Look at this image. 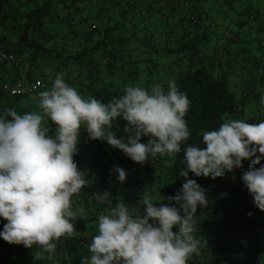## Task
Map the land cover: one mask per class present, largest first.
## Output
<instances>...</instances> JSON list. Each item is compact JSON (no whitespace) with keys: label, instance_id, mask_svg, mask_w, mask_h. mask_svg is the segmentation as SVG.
Returning a JSON list of instances; mask_svg holds the SVG:
<instances>
[{"label":"clouds","instance_id":"1","mask_svg":"<svg viewBox=\"0 0 264 264\" xmlns=\"http://www.w3.org/2000/svg\"><path fill=\"white\" fill-rule=\"evenodd\" d=\"M259 103L264 106V94ZM190 104L175 81L167 82V91L160 83L150 89L129 85L105 103L83 97L57 73L51 87L39 92L38 110L5 109L0 114V220L5 221L0 239L33 249L34 260L54 261L58 246L75 237L85 209L75 207L73 197L90 185L88 172L75 160L82 130L89 141L105 142L140 165L182 153L178 176L184 183L173 196L140 193L135 211L122 193H93L105 211L97 216L90 255L80 264H188L202 245L195 234L197 211L210 203L195 178H223L245 161L240 180L254 206L264 211V119L227 120L203 131L199 144L189 143ZM117 121L123 122L119 135L112 130ZM110 172L118 186L125 183L124 168L113 166Z\"/></svg>","mask_w":264,"mask_h":264},{"label":"trees","instance_id":"2","mask_svg":"<svg viewBox=\"0 0 264 264\" xmlns=\"http://www.w3.org/2000/svg\"><path fill=\"white\" fill-rule=\"evenodd\" d=\"M81 1L87 7L90 5L91 9L89 8V17H80L76 23L74 14L62 12L60 0H38L32 8L22 10L10 0H0V53L13 54L17 59L25 58L28 78H32L31 71L39 62L45 65L46 70H42L39 75L45 79V89L48 88L47 78L61 73L65 78H70L83 97H95L105 103L122 94L123 89L114 86L121 84L118 80L124 82L128 78L139 83L141 87L150 89L142 83L147 84L149 78L153 81L156 77L151 69L157 71L159 67L170 68L169 80L172 77L180 91L187 93L191 101L185 117L191 133L189 143L199 144L203 131L215 130L227 120L242 119L252 123L264 119V106L258 107L253 113L245 114L242 103L231 89L220 58L226 45L247 44L248 36L243 34L245 37H238L235 41H217L214 43L217 48H211V25L205 24L202 18L204 14L194 6V0ZM96 1L98 9L92 12V2ZM201 1L211 3L215 0ZM167 8L170 10L165 14ZM55 17H58L61 24L59 28L51 27V21ZM260 46H264V42ZM100 53L107 54L108 58L104 72L96 69L89 72L88 68ZM160 57H165L164 62L159 61ZM73 65H79L85 70L81 73L82 79L70 77V68ZM162 86L167 91V83ZM4 96L0 92V100ZM28 98L34 96L14 97L17 103ZM242 98L245 96L241 100ZM0 114H3L1 104ZM122 128L123 122L117 121L112 130L119 135L122 134ZM86 135L82 130L79 153L75 160L82 170L88 172L90 185L73 197V205L85 209L84 218L78 220L76 226L80 227L86 222L96 223L98 215L91 217V214L98 211L97 207L102 212L105 211L104 205L95 202L97 207L93 206L91 195L95 192L90 190L94 186L99 189L98 192L107 190L113 195L122 193L125 200L129 196L136 197L137 193L148 194V191L156 196L161 193V182L170 183L173 188L171 194L175 195L184 183H180L183 178L178 176L182 167V153L175 159L158 157L147 162L151 171L158 172L152 177L151 173L145 172L146 162L144 167L133 163L105 142L89 141ZM141 142L146 143L147 138H142ZM248 163L243 162L242 169L234 170L233 173L216 180L195 178L191 174L190 178H195L206 192L213 185L217 191L225 193L237 203L253 201L240 180L242 172L248 168ZM113 166L122 167L127 172L122 186L116 184L115 177L110 172ZM103 167L107 168L108 173H104ZM219 182L224 184H218ZM131 210L135 211L136 208ZM3 226L4 222L0 220V231ZM90 228L95 229L94 225ZM77 242L80 246L90 244L91 237H81L79 234ZM0 245L9 247L2 239ZM16 248V256H23L26 260L33 258L26 255L23 245H17ZM241 254L247 256L248 252ZM14 264L24 263L17 259Z\"/></svg>","mask_w":264,"mask_h":264},{"label":"crops","instance_id":"3","mask_svg":"<svg viewBox=\"0 0 264 264\" xmlns=\"http://www.w3.org/2000/svg\"><path fill=\"white\" fill-rule=\"evenodd\" d=\"M10 1L14 6H18L22 10L32 8L38 0ZM60 4L63 13L66 14L67 11L73 12V18H75L76 23H78L80 17H87L91 9L90 5H88L89 7L85 6L81 0H60ZM194 4L196 8L203 12L202 18L205 20V24L211 25V48H217V44H214L217 41L224 39L235 41L238 37H245L243 34L248 36L247 44L226 45L220 58L234 95L238 101L240 100L245 111L253 113L258 107H261L259 100L261 94H264V46H260L261 42H264V0H235V2L215 0L211 3L194 0ZM92 5L93 11H91L95 12L98 9L97 1L92 2ZM169 10L170 8L165 9V14L169 13ZM51 22V27H61L58 17L53 18ZM77 27H79V24ZM62 30L67 32L64 27H62ZM99 55V62L93 60L92 66L88 68L89 72L94 71V69L100 70L101 73L104 72L107 66V54L100 53ZM24 59L18 58L14 63L6 62L0 73V82L12 81L23 75L28 76V65ZM31 77L35 78L37 76L32 75ZM54 77L51 76L48 81L46 80L48 88L51 87ZM161 79H163L162 75ZM65 81L74 86L70 78H65ZM156 81H160V79H153L154 83H157ZM243 96L245 98L241 100ZM37 100L38 96L17 103L14 98L5 95L0 100V104L3 112L5 109H14L19 114H23L24 112L38 110L36 108ZM24 107L28 108L24 109ZM145 164V172H149L152 177H155L158 172L151 171L147 167V162ZM103 168L105 169L104 173H108L107 168ZM161 183L160 195L165 197L173 196L174 194H171L173 188L170 183ZM218 184L223 185L224 183L219 182ZM212 186L206 192L210 201L209 206L197 211V216L200 219L197 223V232L195 234L202 241L200 254L194 255L188 264H242V262L245 263L246 261L248 264H257L255 260H250L253 255L258 257V260H260L259 264H264L263 211L257 209L253 201L237 203L230 196L217 191V188ZM98 190L94 186L90 191L98 192ZM148 194L153 196L151 191H148ZM138 200L139 193H137L136 197L135 195L129 196L124 201L131 205V209H135L138 207L136 205ZM166 202L164 201V203ZM92 203L94 208H96L95 201ZM97 208L98 211H94L95 214L93 212L91 217L102 213V209ZM2 222L5 223V221ZM91 225H94V230L90 228ZM76 230L74 238L63 241L58 246L54 261H46V264H80L82 256L90 255L88 252L89 244L80 246L77 239H79V234H81V237L88 236L92 239L95 234L96 223L86 222L80 227L76 226ZM203 240L206 241V244L203 243ZM243 252H248L247 256H243L241 254ZM30 260H26V262L28 264L38 262V260L35 261L33 259L32 262Z\"/></svg>","mask_w":264,"mask_h":264},{"label":"rangeland","instance_id":"4","mask_svg":"<svg viewBox=\"0 0 264 264\" xmlns=\"http://www.w3.org/2000/svg\"><path fill=\"white\" fill-rule=\"evenodd\" d=\"M148 37V36H147ZM100 57V55H98V56H95V58L96 59H94L95 60V62H99V58ZM154 57V59H157L155 56H153ZM43 60V59H42ZM164 60H165V57H160L159 58V61H163L164 62ZM45 65H43L41 62H39L38 64H37V66H36V68H33L32 69V71H31V74L33 75V76H39L40 75V73H41V71L42 70H46V68L44 67ZM152 71H153V74H154V76H157V77H155L154 79L155 80H158V79H160V81H156L157 83H160L161 85L162 84H166L168 81H174L173 80V78L171 77V79L169 80V77H168V74H170V72H169V70H170V68H164V67H159L158 69H157V71L156 70H154V69H151ZM70 72L72 73L71 75H70V77L71 78H76V77H78V78H80V79H82V74L81 73H83V72H85V70H83L81 67H79V65H73L71 68H70ZM161 75L163 76V79H161ZM119 77V76H118ZM167 77V78H166ZM47 81H48V78H47ZM121 84H116V85H114L115 87H117V88H119V89H124L126 86H129V85H133V84H135L136 86H140L139 85V83H136V82H133V81H130V79H128V78H126L125 80H124V82H121L120 80H118ZM154 84H156V83H154L153 81H152V79L151 78H149V81L147 82V84H143L142 83V85L144 86H146V85H148V86H152V85H154ZM25 100H27V99H25ZM245 114L247 115V114H249L248 113V111H246L245 112ZM184 182V180L182 181V182H180L181 184ZM263 213H264V211H263ZM17 248H16V245H9V247H7V248H5V247H2L1 245H0V258H1V263L0 264H14V262H15V260H17V259H20L24 264H28L27 262H26V259H25V257H23V256H20V255H18V256H16V253H15V250H16ZM24 251H25V253H26V255L27 254H29V255H31L32 257H33V249H24ZM14 253V254H13ZM34 258V257H33ZM251 261H253V260H255V262L257 263V264H259L260 263V260H258V257H255V255H253L252 257H251V259H250ZM33 261V259H31L30 260V262H32ZM49 262H51V261H49ZM250 262V261H249ZM251 263V262H250ZM34 264H46V261H42V260H38V262H36V263H34ZM52 264V263H51ZM242 264H248V262L246 261L245 263H243L242 262Z\"/></svg>","mask_w":264,"mask_h":264},{"label":"built area","instance_id":"5","mask_svg":"<svg viewBox=\"0 0 264 264\" xmlns=\"http://www.w3.org/2000/svg\"><path fill=\"white\" fill-rule=\"evenodd\" d=\"M16 60L17 58L13 54L0 53V73L6 62L14 63ZM43 90H45V79L41 76L28 78L23 75L12 81L0 82V92L12 98L17 96L36 97Z\"/></svg>","mask_w":264,"mask_h":264}]
</instances>
